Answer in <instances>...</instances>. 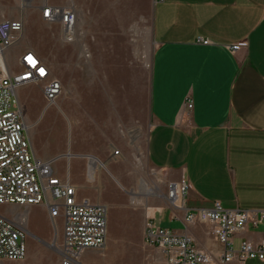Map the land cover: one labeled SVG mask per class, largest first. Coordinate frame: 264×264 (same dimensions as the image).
<instances>
[{
	"label": "crops",
	"instance_id": "1",
	"mask_svg": "<svg viewBox=\"0 0 264 264\" xmlns=\"http://www.w3.org/2000/svg\"><path fill=\"white\" fill-rule=\"evenodd\" d=\"M76 13L82 63L76 83L90 86L91 94L86 108L83 103L77 107L75 125L70 113L63 114L74 126L75 144L63 141L62 118L57 132L49 136L33 130L25 114L28 104L20 100L35 157L53 161L54 175L70 182L78 202L117 210L121 201L113 192L125 193L128 205L135 208L116 212L126 224L137 225L135 212L142 211V230L136 235L144 242V223L147 227L154 220L191 237L212 255L213 264H225V247L210 225L188 224L184 212H175L166 199L149 207L151 198L140 183L138 166L143 156L160 176L166 194L170 184L185 181L188 208H213L220 202L225 209L264 211V0H124L97 11L93 3L90 16L80 9ZM244 41L247 47L231 51ZM142 79L148 87L143 98L137 90ZM142 100L149 124L137 106ZM188 102L193 109L181 119ZM107 183L115 188L108 201L101 193ZM167 206L172 228L163 225ZM5 207L14 214L8 219L26 230V245L28 237L51 249L57 244L46 206ZM42 207L47 216L29 220L27 216ZM61 238L64 242V229ZM233 241L236 248L244 241L261 246L264 226L248 228ZM25 259H0V264H24ZM254 261L264 264L237 258L227 264ZM78 263L88 264L80 258Z\"/></svg>",
	"mask_w": 264,
	"mask_h": 264
},
{
	"label": "built area",
	"instance_id": "2",
	"mask_svg": "<svg viewBox=\"0 0 264 264\" xmlns=\"http://www.w3.org/2000/svg\"><path fill=\"white\" fill-rule=\"evenodd\" d=\"M33 1L19 0L20 7L26 8ZM39 8L45 22L61 24L66 41L75 39L77 13L73 6H52L44 0ZM24 28L23 19L0 21V206L27 208L44 205L53 222L62 216L64 242L62 247L55 243L52 248L59 253L61 264H79L84 251L105 249L108 210L104 205L92 204L88 200L78 202L70 182L54 175L53 161H42L34 155L28 135L30 127L26 123L18 90L28 84H42L49 106L57 103L63 93V85L35 50L25 49L21 53L18 71L9 65L7 53L21 40ZM201 42L204 45L210 43ZM247 46L248 42L244 41L230 49L236 53ZM192 109L193 103L188 102L181 119ZM188 193L189 185L185 181L170 184L165 199L175 212H184L188 224L212 227L214 237L225 247L222 263L227 264L235 258L242 262L257 259L264 263V244L255 246L244 241L236 248L233 241L248 228L264 226V211L225 209L220 202H215L213 208H188ZM176 216L174 214V218ZM26 238L27 232L20 224L0 215V259L24 260L27 257ZM145 242L163 253L166 264L214 262L212 255L200 249L191 237L163 228L154 220L147 222Z\"/></svg>",
	"mask_w": 264,
	"mask_h": 264
},
{
	"label": "rangeland",
	"instance_id": "3",
	"mask_svg": "<svg viewBox=\"0 0 264 264\" xmlns=\"http://www.w3.org/2000/svg\"><path fill=\"white\" fill-rule=\"evenodd\" d=\"M44 0H34L33 3L21 8L19 0H0V21L1 20H19L23 19L25 28L21 40L14 45L7 53V61L16 72L19 70L18 58L25 50L22 46L36 50L48 62L49 67L55 78L59 79L63 85V93L58 98L57 103L47 105L42 84H28L18 90V96L21 101H25V114L29 126L33 130H39L48 136L57 132L61 123L59 119H64L63 114L70 113L75 125V112L77 107L86 108V98L91 94V87L86 84H77V71L82 66L78 59L80 43L77 38L72 42L66 41L62 26L59 23L51 24L45 22L41 17L39 6ZM124 0H48L52 6H73L80 9L84 16H90L95 4L98 8H107L111 3L123 2ZM113 3V4H112ZM86 71V69H85ZM86 73H83L85 76ZM82 75V71L79 72ZM87 75V74H86ZM81 81V80H80ZM143 83L137 85L138 94L142 98L146 95L145 79ZM148 88V87H147ZM90 98V97H89ZM84 100V101H83ZM91 101L89 100V104ZM138 108H141L144 118L150 123V117L146 111L145 101L138 102ZM66 122V119H64ZM66 122V132L63 141L67 144H75L76 134L74 126ZM70 126V129H69ZM92 126V125H91ZM92 129V127H90ZM89 128V131L92 130ZM31 130L30 132H32ZM55 134V133H54ZM119 152V151H115ZM141 169L139 175L140 183L147 190L149 195V207H156L160 202L165 201L166 190L163 186L160 176L154 171L149 163H146L144 157L141 158ZM115 190L112 184L107 183L102 187V197L108 201V196ZM117 198L121 201V206L117 208L122 213L133 212L134 206H129L126 194L119 191ZM164 203V202H163ZM46 208H39L35 213L29 214L30 219H44L47 216ZM107 219V247L103 250H90L85 256L81 255L80 260L88 264H166V258L163 253L153 247H149L144 240L137 236L142 230V211L136 210V223L128 225L124 222V217L118 214L114 207H108ZM170 207H166L162 216L163 225L171 227L169 222ZM24 210H18L22 215ZM132 214V213H131ZM0 215L6 218H12L14 214L5 206H0ZM120 216V217H119ZM145 228H146V223ZM49 227L55 236H58L57 246L60 248L63 244L61 238L64 229V218L60 216L55 222L49 221ZM137 232V233H136ZM137 234V235H136ZM61 238V239H60ZM28 252L24 264H61V257L57 250H53L43 243L35 241L31 237L27 239ZM255 264V261L254 263Z\"/></svg>",
	"mask_w": 264,
	"mask_h": 264
},
{
	"label": "snow or ice",
	"instance_id": "4",
	"mask_svg": "<svg viewBox=\"0 0 264 264\" xmlns=\"http://www.w3.org/2000/svg\"><path fill=\"white\" fill-rule=\"evenodd\" d=\"M41 71L43 72V69Z\"/></svg>",
	"mask_w": 264,
	"mask_h": 264
}]
</instances>
